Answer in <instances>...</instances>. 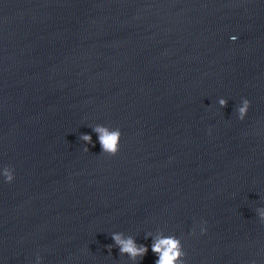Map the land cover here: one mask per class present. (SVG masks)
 Segmentation results:
<instances>
[{"label":"water","instance_id":"95a60500","mask_svg":"<svg viewBox=\"0 0 264 264\" xmlns=\"http://www.w3.org/2000/svg\"><path fill=\"white\" fill-rule=\"evenodd\" d=\"M258 208L264 0H0V264H155L161 232L184 264H264Z\"/></svg>","mask_w":264,"mask_h":264},{"label":"clouds","instance_id":"9594fccd","mask_svg":"<svg viewBox=\"0 0 264 264\" xmlns=\"http://www.w3.org/2000/svg\"><path fill=\"white\" fill-rule=\"evenodd\" d=\"M231 39L234 41L236 37H231ZM218 103L221 108L227 107V101L223 98L219 99ZM249 108L250 101L243 99L241 105L236 109L238 118L241 121L245 119ZM92 130L98 136L102 154L114 157L119 153L122 133L118 128L110 129L103 125H96ZM79 139L83 141L85 145H92V147H95L91 135L82 134ZM84 151L88 152L89 148L85 147ZM2 175L6 183L10 184L14 181V170L9 167L3 169ZM256 212L259 219L264 221V208H258ZM205 232L206 228L202 227L201 233L204 234ZM150 235L151 233H149L145 239ZM111 239L114 241L115 247L119 249L120 256H127L132 261H136L138 257L142 259L148 252V247L143 244L138 245L133 237L125 236L124 233H112ZM112 248L113 245L107 246L109 253H111ZM151 251L158 257L155 264H184L185 262L186 253L183 250L181 239L174 235L165 236L162 232L158 233L153 238ZM36 264H41L39 256L37 257Z\"/></svg>","mask_w":264,"mask_h":264}]
</instances>
